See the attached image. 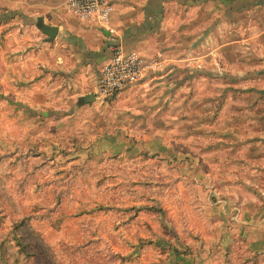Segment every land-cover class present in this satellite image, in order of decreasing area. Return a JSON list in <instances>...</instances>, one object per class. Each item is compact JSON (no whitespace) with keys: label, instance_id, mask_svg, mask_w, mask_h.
I'll use <instances>...</instances> for the list:
<instances>
[{"label":"rangeland","instance_id":"rangeland-1","mask_svg":"<svg viewBox=\"0 0 264 264\" xmlns=\"http://www.w3.org/2000/svg\"><path fill=\"white\" fill-rule=\"evenodd\" d=\"M227 4L226 30L212 31L208 40L196 23L198 41L228 44L222 55L212 50L210 63L202 57V71L185 69L187 77L174 83L183 95L172 133L147 112L153 107L147 87L78 105L79 97L96 96L101 62L68 65L64 92L66 86L52 85L59 72L47 77L44 65L19 66L18 55L4 49L0 264H264V252L253 253L229 232L231 214L205 210L218 193L235 198L246 178L239 169L253 162L241 156L264 157V7L252 0ZM35 67L44 74L33 78ZM35 82L41 93L32 100L45 112L19 111L28 103L18 88L26 98ZM161 132L176 142L165 157L148 150ZM174 150L188 155L170 157Z\"/></svg>","mask_w":264,"mask_h":264},{"label":"crops","instance_id":"crops-1","mask_svg":"<svg viewBox=\"0 0 264 264\" xmlns=\"http://www.w3.org/2000/svg\"><path fill=\"white\" fill-rule=\"evenodd\" d=\"M65 1L0 0V55H3L4 49H7L6 51L11 49L13 55H18V61L14 63L19 66L44 65L45 71L48 72L47 77L59 72V79H55L52 85L59 84L60 89L66 86L65 92L69 85L68 78L65 77L68 65L101 62V67L109 59L114 44L120 45L125 50L140 53L148 60L156 61L159 67L124 90L147 87L152 100L150 104L153 105L152 108H147V112L154 116L158 115L165 121V124L159 127L163 132L172 133L178 127V116L174 114L183 95L181 90L176 88L178 80L182 79L180 76L184 74L187 77L188 74L183 72L188 70L202 71L206 67L204 62H199L202 57H209L206 61L210 63L212 50H215V54L222 55V47L228 44V42L220 41L213 47L210 41L208 45L207 41H198L201 36L205 39L208 37L209 40V34L212 31L220 33L226 30L228 0H111L109 26L115 31L112 34L98 25L83 22L71 15L64 7ZM252 2L257 9L264 7V0H252ZM217 18H219V24H215ZM198 20L202 22L200 24H203L204 29L201 36H199L201 32L197 30L199 26L196 27ZM41 26H57V35L50 40L42 33ZM29 45L30 47L26 48ZM30 52L33 56H29ZM25 53H28L27 57ZM23 57L24 61H22ZM218 60L221 62V56ZM198 64L201 65L200 69L195 68ZM100 67L95 75V90ZM40 68L35 67L33 78L39 72L44 74ZM39 85L36 82L30 84L26 89L28 93L26 98L22 94L24 92L22 87L18 88L17 97L21 102L27 99L28 103L27 107L19 106V111L45 112L46 109L39 108L41 105L32 100V96H38L41 93ZM171 96L174 99L178 98V102L173 100L171 105ZM77 102L78 105L89 103L85 100V96L79 97ZM147 122L150 123L149 120ZM162 138L164 134L158 133V138L151 143L155 149H148L149 146L147 148L145 142L144 146L165 157L163 153L173 148L175 140L169 137L173 140L172 143L168 141L169 139H166L167 142ZM256 143L259 147L262 146L259 141ZM184 153L174 150L170 157L179 159L181 155H188ZM240 159L242 163L248 159L253 162L247 168L241 165L239 174L245 175L246 178L242 180L243 186L236 188L235 198L225 193H218L216 202H210V205L205 206V210L206 208H210L211 211L218 209L227 216L231 214L230 218H235V222L227 223L232 227L229 232L233 231L237 236L240 235L245 239L253 253H261L264 252V157L259 161L242 156ZM187 172L188 175L194 173L189 169ZM247 177H251L252 182ZM246 181L247 184H245ZM248 182L254 185L251 188V195L247 194L250 188ZM227 191L229 190L226 188L225 192ZM206 213L213 214L207 210ZM226 231L228 233V229Z\"/></svg>","mask_w":264,"mask_h":264},{"label":"built area","instance_id":"built-area-1","mask_svg":"<svg viewBox=\"0 0 264 264\" xmlns=\"http://www.w3.org/2000/svg\"><path fill=\"white\" fill-rule=\"evenodd\" d=\"M67 12L81 21L98 25L114 33L109 26L112 11L111 0H66ZM156 61H151L141 54L123 49L114 44L109 59L103 63L97 74L95 98L106 99L117 92L138 83L150 72L158 69Z\"/></svg>","mask_w":264,"mask_h":264},{"label":"water","instance_id":"water-1","mask_svg":"<svg viewBox=\"0 0 264 264\" xmlns=\"http://www.w3.org/2000/svg\"><path fill=\"white\" fill-rule=\"evenodd\" d=\"M43 34H45L50 40H52L56 35L58 28L57 26H41L40 27ZM87 102H93L95 100L94 94H88L85 96Z\"/></svg>","mask_w":264,"mask_h":264},{"label":"trees","instance_id":"trees-1","mask_svg":"<svg viewBox=\"0 0 264 264\" xmlns=\"http://www.w3.org/2000/svg\"><path fill=\"white\" fill-rule=\"evenodd\" d=\"M21 250H23V246L21 245Z\"/></svg>","mask_w":264,"mask_h":264}]
</instances>
